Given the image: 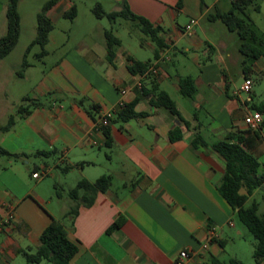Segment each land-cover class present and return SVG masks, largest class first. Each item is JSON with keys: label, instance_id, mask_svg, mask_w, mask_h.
I'll list each match as a JSON object with an SVG mask.
<instances>
[{"label": "crops", "instance_id": "crops-1", "mask_svg": "<svg viewBox=\"0 0 264 264\" xmlns=\"http://www.w3.org/2000/svg\"><path fill=\"white\" fill-rule=\"evenodd\" d=\"M110 1L115 6L105 12L127 4L162 28L165 48L158 60L155 43L129 21V35L142 36L129 43L115 29L119 20L111 27L95 22L83 36L58 42L53 36L56 24L68 19L64 15L72 7L77 12L71 20L75 24L80 12L73 0H57L48 14L54 29L47 55L29 61L32 66L19 79L15 73L24 56L14 61L10 54L0 61V126L25 97L41 101L10 131L0 133L1 147L23 155L0 157V221L9 212L14 214L12 224L0 230V262L16 264L24 258L22 251L34 253L54 219L65 225L79 248L71 264H176L181 251L190 254L183 264H227L231 258L245 264L241 253L246 234L218 191L226 162L212 145L247 131L246 116L264 104L256 88L264 80V56L245 66L240 37L221 21L209 20L216 8L229 11L233 0ZM256 1L260 12L252 19L264 38V0ZM7 9L8 4L0 1V39L8 30ZM192 19L197 23L188 33ZM109 29L120 40L114 64L107 59ZM146 48L152 58L142 56ZM128 56L151 62L158 73L132 74ZM187 76L197 88L193 98L180 92L179 80ZM246 79L253 81L250 92L241 91ZM155 86L169 94L182 117L192 122L191 129L179 124L169 110L151 105ZM135 101V110L147 115L111 123L108 144L104 129H96L97 122ZM175 129L181 138L172 141ZM194 129L208 147L193 148ZM259 134V139L253 133L244 136L264 164V130ZM65 167L71 169L64 171ZM102 176L112 177L111 189L100 193L93 206L81 207L73 220L67 218L75 204L68 192L81 180L95 182ZM119 218L124 223L108 233Z\"/></svg>", "mask_w": 264, "mask_h": 264}, {"label": "trees", "instance_id": "trees-1", "mask_svg": "<svg viewBox=\"0 0 264 264\" xmlns=\"http://www.w3.org/2000/svg\"><path fill=\"white\" fill-rule=\"evenodd\" d=\"M20 0H9L7 9L8 30L5 36L0 39V61L11 54L19 43L21 36V16L19 13ZM57 0L47 1L37 15V35L27 47L21 64V70L25 71L32 64L28 58L35 46H40L41 51L36 55L37 60H42L46 55V45L54 29V23L49 17V11L55 6ZM260 6L256 0H233L231 9L223 12L220 9L209 14L210 21H221L230 32L236 33L242 43L240 52L244 56V65L248 66L251 62L264 56V38L261 37L255 27L252 19L253 13H259ZM93 13L98 19L107 18L111 23L118 20L129 21L146 35L156 45L154 60L160 58V52L165 48V41L161 36V27L154 25L146 18L132 12L127 4L119 11L105 12L100 4L93 8ZM76 8L72 7L65 13V17L73 20L76 17ZM107 46V59L111 64L116 60V51L120 46V40L115 36L112 29L105 31ZM129 71L136 74H145L153 67L151 62L142 63L134 58L127 57ZM22 75V74H19ZM181 95L187 98H193L197 92L195 82L192 77H181L179 80ZM153 97L150 103L156 108H165L176 118L179 124L192 128V122L185 120L179 112L174 100L168 93L159 90L157 86L153 87ZM136 101L120 108L119 111L110 119L111 123H126L137 117H145L147 113H139L135 110ZM41 105L40 100L25 97L17 106L14 114L10 115L6 125L0 126V133L10 131L18 118H26L31 109ZM257 111L264 114V104L257 108ZM110 126V125H109ZM109 126L104 128L108 144L111 143ZM195 130V139L193 148L208 147V143L197 129ZM264 130V122L258 130L248 128L245 132L238 134H229L225 140L219 141L212 145L226 162V171L218 185V191L221 196L233 208L238 220L248 229L256 239L254 245L253 257L256 264L264 262V215L259 214L257 202L253 201L247 206L248 201L254 195L257 189L264 185V164L251 152L250 143L245 139V133H253L255 139L260 138L259 131ZM181 138L180 131L175 129L171 133V140L176 141ZM39 156L48 157V153H39ZM0 157L18 159L23 155L13 154L0 146ZM71 169L65 167V170ZM113 179L111 176H102L95 182L81 180L75 188L68 192L69 198L75 203L69 209L66 217L73 220L79 213L81 207H91L94 205L97 196L100 193L107 192L111 189ZM59 195H61L59 193ZM124 218L116 220L108 229V233L121 227ZM79 248L69 236L68 231L63 223L52 220L51 224L42 232L40 244L37 250L22 251L28 264H71L73 258L78 254ZM0 264H2L0 262ZM216 264H224L217 261ZM227 264H243L240 260L231 258Z\"/></svg>", "mask_w": 264, "mask_h": 264}, {"label": "rangeland", "instance_id": "rangeland-1", "mask_svg": "<svg viewBox=\"0 0 264 264\" xmlns=\"http://www.w3.org/2000/svg\"><path fill=\"white\" fill-rule=\"evenodd\" d=\"M2 3L8 4L9 0H0ZM49 1V0H23L20 3L19 11L21 16V36L19 43L17 47L13 50L11 53V58L14 61L20 60L21 57L24 56L27 47L30 45V43L35 39L37 35V15L41 11L43 7V2ZM77 8L79 9L80 16L77 21V23L73 24L70 19H63L59 23L56 24V28L54 30L53 36L55 40L58 42H61L63 39H66L68 36H75L79 38L80 36H83L84 32H87L91 25L101 22L106 27H111L110 21L107 18L101 19V21H98L99 19L96 18V16L93 13V8L96 7L97 4L103 5V9L105 11H110L115 6V3H113L110 0H73ZM208 2H213V0H206ZM186 19L183 20V23L185 24ZM128 22L124 20H119L118 25L115 27V29L121 33L123 38L129 43L131 38L138 39L139 37H142L141 35L134 34L133 36H130L128 33ZM125 41V42H126ZM41 51L40 46H35L28 58V60L31 61H37V59L34 57V55ZM141 54L143 57H151L152 54L150 51L146 48L143 51H141ZM145 59V58H144ZM26 71V70H25ZM25 71L21 70V67L17 69L15 75L16 78L19 79L20 75L23 74ZM6 79H10V76H6ZM10 80H7L6 86L8 85V82ZM23 86H26L25 84H22ZM256 88H258V95L264 101V80L259 81V83L256 85ZM244 96H247L245 94ZM186 100V99H185ZM264 161V160H263ZM49 179V178H48ZM255 201L258 204L259 207V214L264 215V185L256 190L254 193L251 201L247 203V206L251 205L252 202ZM235 221L237 223V226L239 229H241L246 234V245L244 252L241 253V259L245 262V264H254V257H253V247L252 243L256 242V239L254 236L248 231V229L238 220V218H235ZM248 248V250H247ZM230 249V248H229ZM250 249V251H249ZM248 251V252H247ZM16 264H27L26 260L21 256L18 259ZM43 264H48L47 262H44Z\"/></svg>", "mask_w": 264, "mask_h": 264}, {"label": "built area", "instance_id": "built-area-1", "mask_svg": "<svg viewBox=\"0 0 264 264\" xmlns=\"http://www.w3.org/2000/svg\"><path fill=\"white\" fill-rule=\"evenodd\" d=\"M197 21L195 19H192L190 21V24L186 27V31L188 33H191L193 31L194 25H196ZM150 72L157 74L158 70L156 68H150ZM253 87V81L251 79H246L244 84L241 87V91L243 92H250ZM124 105H122L123 107ZM113 117L112 113L105 114L102 118L99 119V121L96 124L97 130H103L104 128L108 127L110 125V119ZM246 126L252 130H258L260 126L264 122L263 114L256 111L254 113H251L250 115L246 116L244 120ZM35 178L39 177V174L33 175ZM14 220V214L13 212L8 213V217L4 221H0V230H4L8 225L12 224ZM190 258V254L187 251H181L179 254V258L176 262V264H183L185 260Z\"/></svg>", "mask_w": 264, "mask_h": 264}]
</instances>
